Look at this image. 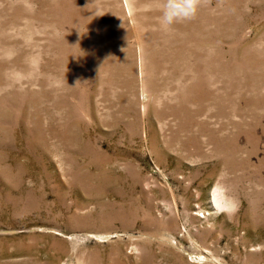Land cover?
<instances>
[{
	"label": "rangeland",
	"instance_id": "1",
	"mask_svg": "<svg viewBox=\"0 0 264 264\" xmlns=\"http://www.w3.org/2000/svg\"><path fill=\"white\" fill-rule=\"evenodd\" d=\"M0 0V264H264V0Z\"/></svg>",
	"mask_w": 264,
	"mask_h": 264
},
{
	"label": "clouds",
	"instance_id": "2",
	"mask_svg": "<svg viewBox=\"0 0 264 264\" xmlns=\"http://www.w3.org/2000/svg\"><path fill=\"white\" fill-rule=\"evenodd\" d=\"M201 4V0H160L161 25L165 30L175 23L192 19Z\"/></svg>",
	"mask_w": 264,
	"mask_h": 264
}]
</instances>
